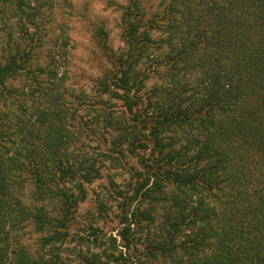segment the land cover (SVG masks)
<instances>
[{"label":"trees","instance_id":"1","mask_svg":"<svg viewBox=\"0 0 264 264\" xmlns=\"http://www.w3.org/2000/svg\"><path fill=\"white\" fill-rule=\"evenodd\" d=\"M55 2L0 0L16 27L0 57V264H264V0H125L121 46L93 32L106 65L89 91L69 83L66 25L44 27ZM106 166L122 179L94 216L111 200L118 229L82 237L75 213ZM76 238L89 251L70 258Z\"/></svg>","mask_w":264,"mask_h":264},{"label":"rangeland","instance_id":"2","mask_svg":"<svg viewBox=\"0 0 264 264\" xmlns=\"http://www.w3.org/2000/svg\"><path fill=\"white\" fill-rule=\"evenodd\" d=\"M124 2L125 0H56L54 8L51 11H45V18L43 19L45 28L53 29L58 23H64L67 27L71 45L69 57L66 61L67 70L70 73L69 83L76 89L83 88L89 91L91 80L106 65L104 56L97 48V42L93 40V32L97 27H102L106 31V43L113 49L121 46L119 38L121 32L119 5ZM142 3L147 10H155L156 12L161 11L164 6V0H142ZM15 29V19L11 17L9 9L4 13H0L1 58L6 54L5 48H7L6 42L9 40V34H14ZM87 117L89 116L79 112L76 121L84 126L89 123V118ZM85 140L87 141L86 143H78L76 147L82 146L89 150V153L96 156L94 150L90 151L92 148L90 145H93L94 142L88 141L86 138ZM121 172L123 171L116 172L110 169V166H106L102 178L86 186V199L78 206L75 213L76 224L73 229L76 234L87 237L89 232H92L86 227L89 223L100 227V232H96L99 236L115 235L118 229L117 209L111 200L112 209L108 210L102 219L97 220L94 215L98 199L103 198V195H106L111 190V180L121 181ZM36 237L37 235L28 233L24 241L31 248H34ZM92 237L90 236L89 238L92 239ZM67 249L70 258L79 251L85 254L89 251L78 241V238L69 242Z\"/></svg>","mask_w":264,"mask_h":264}]
</instances>
